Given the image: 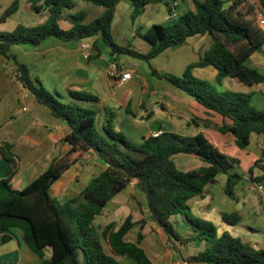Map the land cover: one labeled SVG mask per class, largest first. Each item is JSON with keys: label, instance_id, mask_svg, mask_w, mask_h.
I'll return each mask as SVG.
<instances>
[{"label": "trees", "instance_id": "16d2710c", "mask_svg": "<svg viewBox=\"0 0 264 264\" xmlns=\"http://www.w3.org/2000/svg\"><path fill=\"white\" fill-rule=\"evenodd\" d=\"M82 1L102 8L103 13L89 20L90 11H78L67 16V12L73 11L77 5L74 0H31L33 10L49 12L48 20L33 27L20 24L12 32L0 33V55L11 58L13 46L39 48L45 40L53 37L63 42L101 37L111 54L126 55L149 63L166 50L185 45L192 37L208 34L212 37L211 47L198 63L187 68L182 78L158 76L210 113L219 115L223 120L221 126L210 121L207 126L222 134H232L240 149L249 147L252 134L264 138V110L253 106V93L220 91L192 74L195 67H213L218 72L219 83L226 77L239 78L250 86L264 83V74L248 65L253 54L263 53L264 26L258 20V13L264 16V0H194L195 11L184 12L171 25H154L144 34L137 30V35L151 46L147 54L133 50L131 46H119L114 40L115 12L124 0ZM126 1L135 7L132 14L135 21L148 5L165 0ZM19 6L20 0H16L8 7L0 17V24L5 23ZM62 19L72 26L63 27ZM12 59L17 65L16 80L40 105L48 108L53 117L65 121L71 130L65 138L70 150L61 158L54 159L23 190L15 189L12 184L19 171L12 145L4 143L0 146V155L11 167L7 178L0 180V228L7 231L20 229L25 244L43 264H119L118 258L122 257L137 264H152L140 246L144 240L142 231L137 243L125 241L126 235L136 225L143 229L148 221L168 236L171 250L183 264H264V249H257L229 232L219 235L215 224L190 215L189 202L203 198L205 188L221 174L227 176L226 195L236 200V188L244 181V176L236 170L240 167L237 158L223 154L202 134L184 137L162 133L158 138L149 137L141 145H136L122 132H115L110 120L101 133L96 127V111L80 104L96 101V97L70 91L73 102L66 103L60 95L49 92L40 79H34L25 63L16 56ZM152 73L157 74L154 69ZM128 113L132 114L130 109ZM151 117L148 115L145 119ZM90 153L105 164L106 170L78 197L57 205L51 197V188ZM180 154L199 160L205 166L181 171L174 161V157ZM254 167L264 171L260 161ZM249 174L252 176L253 168ZM251 180L258 184L264 181V177ZM134 181L146 197V205H139L141 211L146 209L148 217L134 222L131 215L120 227L113 222L104 229H98L96 218L103 214L113 198ZM178 215L196 235L188 237L180 233L174 220ZM223 221L229 226H236L242 221V216L237 212L226 213L223 214ZM9 240L10 237L6 236L3 243ZM194 242L203 243L204 249L196 255L184 257L180 246L188 247ZM105 246L109 247L110 253ZM47 251L51 252L50 258H46Z\"/></svg>", "mask_w": 264, "mask_h": 264}, {"label": "crops", "instance_id": "0c3cea01", "mask_svg": "<svg viewBox=\"0 0 264 264\" xmlns=\"http://www.w3.org/2000/svg\"><path fill=\"white\" fill-rule=\"evenodd\" d=\"M15 1L0 0V15ZM30 1L20 0L19 9L4 23L6 27L9 25L8 21L20 16L19 22L11 25L9 31H14L20 24L33 27L48 20L49 12L46 10L36 12L31 7ZM74 1L77 3L74 9L76 10L81 3L79 0ZM84 4L83 7L87 8L91 12L90 14L93 13L99 17L103 13V10H97L87 3ZM133 9H135L134 5L129 1L124 0L118 4L113 20V33L117 31L124 41L129 44L133 42L132 46L137 51L147 54L151 50V46L144 38L137 35V30H141L144 34L154 25L173 22L184 12L195 11V3L194 0H165L162 3L148 5L139 20L140 25L136 26L137 19L133 21L130 16L128 24L130 32L126 28V23L128 15L134 12ZM74 10L68 11L67 16L70 13H75ZM170 12L176 15L172 21L168 19ZM146 15L149 16V19L145 21ZM63 22L65 25H70L65 19ZM68 26L63 27H71ZM129 34L135 36L131 41L128 40ZM199 36L190 38L176 52L168 49L159 56L161 58L153 59L149 66L153 68L152 65H154L153 69L157 74H153L151 70L150 75L142 63L135 60L124 61L120 56L111 54L110 48L105 45L101 37L74 42H63L53 37L45 40L39 48L31 45L13 46L14 52L12 53L14 54L18 50L15 53L16 57L30 68L34 79L42 81L47 73L53 75L54 83L51 84V92L60 95L64 102H73L69 95L70 91L96 97V101L81 102L80 104L96 111L98 118H96L98 121L96 127L99 126L97 129L101 133L110 120L111 128L115 132H122L128 140L136 145H141L147 138L152 137L153 133H174L184 137L202 134L210 139L209 141H212L223 154L231 155V151L238 147L235 137L232 134H222L217 129L207 126L208 121L221 126L222 118L210 113L181 90L176 88L177 91H174L171 87L172 84L170 85L168 81L158 76H175L179 72H184L189 65L198 63L200 52L197 50L196 43L203 45L202 50L209 49L212 44V37L209 35V39ZM86 43L92 47L89 52L83 49V45ZM92 55L93 57H91ZM164 56L168 58L167 63L162 58ZM113 62L122 67L123 74L129 73L131 77L127 80H123L122 77L110 78L108 69ZM248 65L264 74V51L253 54ZM211 68L213 67L199 68L204 71L202 77L218 80L217 70L214 68L216 70L214 71ZM42 83L44 84V81ZM218 88L220 91L260 95L264 105V83L250 86L237 78L226 77ZM2 98L3 100L8 99V107L0 109V146L4 143L12 145V153L19 164V171L12 184L15 189L23 190L34 182L54 159L61 158L70 150V145L65 138L71 130L65 121L53 117L48 108L40 105L35 97L15 80V77L13 82L6 85L0 82V102L3 101ZM129 109L134 116L128 113ZM148 115H152V117L147 120L145 117ZM158 128L159 131H156ZM251 147L262 149V157H264V138L262 136L252 134L248 149ZM174 161L177 167L187 172L205 166L201 161L199 166L196 163L199 160L184 154L175 156ZM260 165L264 166V160L260 161ZM254 166L255 162H252L248 171L243 175L244 182L250 183L253 190L256 189V185L261 183L255 184L251 178L264 177V174L259 177L249 174L251 168L260 169ZM10 168L9 163L0 155V180L7 178ZM104 170H106L105 164L93 153H90L64 174L53 185L51 191H54L56 200L58 199L63 204L78 197ZM261 171L264 173L263 170ZM245 202L246 198H237L233 205L226 195H221L219 202L213 192L209 190L204 193L203 198L190 201L189 206L191 212H195L197 216L202 213L206 215L208 221L214 219L213 224L217 226L219 235L229 232L234 237L251 243L257 249H264L263 241L254 240L253 242L247 238L249 233L255 234L256 232L251 228L247 231V225L243 224L244 217L241 210ZM139 204L145 206L146 197L139 191L137 182L134 181L107 204L103 214L95 220L96 227L104 229L113 222L120 227L131 215L134 222L147 218L146 209L141 211ZM233 212L239 213L242 216V221L236 226H229L223 221V214ZM174 220L178 223L181 234L188 237L196 235L187 226L182 216L178 215ZM141 231L144 240L140 246L149 256L152 264H183L182 260L171 250L168 236L151 221H148L143 229L136 225L126 235L125 241L137 243ZM6 236H9L10 240L3 243ZM180 248L184 257H190L202 251L204 244L194 242L188 247L180 246ZM105 249L110 253L108 246H105ZM50 257L51 252L47 251L46 258ZM118 263L137 264L127 257L118 258ZM0 264H43V261L25 244L23 232L20 229L7 231L0 228Z\"/></svg>", "mask_w": 264, "mask_h": 264}, {"label": "rangeland", "instance_id": "374dc122", "mask_svg": "<svg viewBox=\"0 0 264 264\" xmlns=\"http://www.w3.org/2000/svg\"><path fill=\"white\" fill-rule=\"evenodd\" d=\"M81 5L78 6V8L76 10H74V12H78V11H89L87 8H84L83 5H85L82 0H79ZM226 2L228 0H225ZM181 3V2H180ZM97 10H103L102 8H96ZM135 10V9H133ZM92 11V10H91ZM91 13V12H90ZM89 13V14H90ZM3 14V13H2ZM2 14L0 15V17L2 16ZM133 14V13H132ZM132 14H129L128 15V22L126 23V28L130 31L129 27H128V24H129V20H130V16H132ZM143 14H139V16L137 17V22H136V26L140 25V18L142 17ZM19 15L8 21L9 25L8 26H4L5 24L2 23L0 24V33H3V32H12V31H9V29L11 28V25H15L19 22ZM98 17V15L96 14H90V19L89 20H93V19H96ZM145 21L149 19V16L146 15L145 16ZM8 20V19H7ZM6 20V22H7ZM68 24H70L69 26H72L71 23L68 21ZM172 22H168V23H163L162 25L160 26H169L171 25ZM61 25L62 26H68V25H65V23L63 22V19L61 20ZM68 26V27H69ZM8 29V30H7ZM122 29V28H121ZM113 32V30H112ZM122 32V30H121ZM131 32V31H130ZM113 37H114V40L116 41V43L119 45V46H122V47H128L129 45L131 46V48L133 50H136L135 47L132 46L133 42L131 44H129L127 41H124L122 39V37L119 36V33L117 31H115L113 33ZM135 36H132L131 34L128 35V40H133ZM199 37H207L208 38V34H204V35H200ZM209 42V40H208ZM197 45V50L198 52H200L198 54V56H200L199 58H203L206 51V49H203V45L201 43H196ZM135 46V45H134ZM14 47L11 48V52H10V55H11V58H7L3 55H0V82L2 84H8L10 82H13L14 80V77H15V71H16V63L15 61L12 59L14 56H17L15 55V53H17L16 50L15 53L13 54L12 52H14ZM264 49V47H263ZM178 49H172L170 51L172 52H176ZM137 51V50H136ZM264 51V50H263ZM18 58V57H17ZM20 58V57H19ZM120 58L124 61H127V60H135V61H138L139 63H142V65L146 68V70L148 71L149 75H150V71L155 68L154 65H152L153 68H150L149 64L151 63V60L149 63L148 62H145L143 60H139V59H136V58H133V57H130V56H126V55H120ZM161 58V57H159ZM166 60V63H167V56H164L162 57ZM19 61H21L20 59H18ZM199 60V59H198ZM22 62V61H21ZM194 65V64H193ZM189 66H192V65H189ZM188 66V67H189ZM187 67V68H188ZM186 68V70H187ZM213 69L214 71H216L214 68H211ZM178 70V69H177ZM185 70V71H186ZM184 72H179L178 75H175L179 78H182L184 76ZM50 72V71H49ZM202 73H204V71H202L201 69H199L198 67H195L192 69V74L200 79V80H205L207 81L209 84L215 86L218 90H220L218 87H220V83L217 79L213 80V79H206L204 77H202ZM16 80V78H15ZM17 81V80H16ZM42 81H44V86L45 88L51 92L52 91V87H51V84L54 83V76L53 75H50L49 73H47L45 75V77L42 79ZM41 81V82H42ZM171 85V84H170ZM172 89L174 91H177L176 90V87L174 86H171ZM52 93V92H51ZM55 94V93H53ZM174 96V95H173ZM1 97H3V95H1ZM261 99V96L259 95H256L253 97V106L255 108H257L258 110H264V105L262 104V99ZM3 100V98H2ZM195 101V100H194ZM8 107V99L5 98V100L1 101L0 102V109L1 108H6ZM201 107V106H200ZM119 118V117H118ZM98 119V118H97ZM97 121V120H96ZM97 125H98V121L96 122ZM99 128V126L97 127ZM204 136V135H203ZM207 140H210L208 139L206 136H204ZM211 144H213L215 146V144L210 141ZM216 147V146H215ZM217 148V147H216ZM234 150V149H233ZM220 151V150H219ZM231 157H234V158H237L239 161H240V167L238 169H236L240 174L244 175L247 171H248V168L249 166L251 165V163L253 162H258V161H262L264 160V157H262V149L260 148H255V147H251V148H245V149H240L239 147H236L234 151H231ZM227 155V156H229ZM196 163H198V165L200 166L201 162L200 161H196ZM250 163V164H249ZM192 164L194 165V162H192ZM179 170L183 171L182 169H180L179 167H177ZM184 172H187V171H184ZM264 173L258 169V168H254L253 169V175L255 177H259L261 175H263ZM248 176V174H247ZM226 181H227V176L224 175V174H221L219 175L215 180H213L206 188H205V192H208L209 190H211L213 192V194L216 196V200L220 202V198H221V195H226V193L224 192V188H225V185H226ZM263 187L264 189V181L261 182V184H259ZM264 192V190H263ZM51 194V197L53 198V200L55 201V203L57 205L61 204L59 202V200L57 199L56 200V195L54 194V191H51L50 192ZM227 196V195H226ZM237 198H246V202H245V205L243 206L242 210H241V213L244 217V223L245 225H247V231L249 228L253 229L256 233L255 234H250L247 235V238H249V240L253 241L254 240H260V241H263L264 242V203H263V200L261 198V194H260V191L258 190H253L251 188V185L250 183H245L244 181L242 183H240L238 185V187L236 188V199ZM227 199L229 201H231V203H233V205H235L234 203L236 202V200H233L231 199L230 197L227 196ZM190 215L194 218H199L201 220H204V221H208V219L205 217L206 215H203L202 213H200V215L197 216V214L194 212H191ZM183 216H185V213L183 214ZM209 222H212L214 223V219L213 221H209ZM264 245V243H263Z\"/></svg>", "mask_w": 264, "mask_h": 264}, {"label": "built area", "instance_id": "2783aa9c", "mask_svg": "<svg viewBox=\"0 0 264 264\" xmlns=\"http://www.w3.org/2000/svg\"><path fill=\"white\" fill-rule=\"evenodd\" d=\"M175 17H176V15L174 13L170 12L168 19L170 21H172ZM258 20H259L260 24L262 26H264V16L261 13H258ZM91 48L92 47L89 43H86L83 45V49L87 52H89L91 50ZM108 76L110 78H115V79H118V77H122L123 80H127L131 77V74H129V73L123 74L122 67L119 64H117L116 62H113L108 69ZM160 134L161 133H153L152 137L158 138L160 136ZM256 190L260 191L261 198H262L263 203H264V192H263L264 189H263V187L261 185H256Z\"/></svg>", "mask_w": 264, "mask_h": 264}, {"label": "water", "instance_id": "95a60500", "mask_svg": "<svg viewBox=\"0 0 264 264\" xmlns=\"http://www.w3.org/2000/svg\"><path fill=\"white\" fill-rule=\"evenodd\" d=\"M237 79H239V78H237ZM240 80V79H239ZM156 131H159V128L158 129H156Z\"/></svg>", "mask_w": 264, "mask_h": 264}]
</instances>
